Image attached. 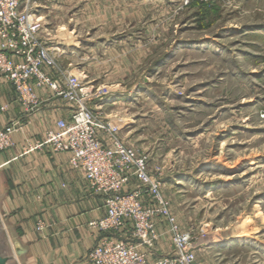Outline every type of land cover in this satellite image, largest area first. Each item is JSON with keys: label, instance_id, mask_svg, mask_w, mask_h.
I'll use <instances>...</instances> for the list:
<instances>
[{"label": "rangeland", "instance_id": "1", "mask_svg": "<svg viewBox=\"0 0 264 264\" xmlns=\"http://www.w3.org/2000/svg\"><path fill=\"white\" fill-rule=\"evenodd\" d=\"M33 10L38 38L59 48L50 71L76 74L87 106L119 99L105 113L136 121L127 143L161 190L177 178L162 194L191 218L184 229L172 212L198 261L264 264V0H41Z\"/></svg>", "mask_w": 264, "mask_h": 264}, {"label": "built area", "instance_id": "2", "mask_svg": "<svg viewBox=\"0 0 264 264\" xmlns=\"http://www.w3.org/2000/svg\"><path fill=\"white\" fill-rule=\"evenodd\" d=\"M38 1L41 0H0V73L27 107L36 102V88H47L75 108L69 120L57 122L58 130L48 131L44 140L28 149L48 145L54 152L68 153L72 167L82 172L90 187L105 198L107 215L93 225L120 232L131 224L134 238L104 236L82 264H201L191 232L181 229L162 194L161 181L149 173L147 156L121 137L122 125L106 116L102 108L87 106L89 92L76 74L62 76L50 71L56 69L54 57L59 50L50 49L38 38L43 26L33 10ZM20 127L19 122H14L0 128L1 151L15 145L13 135ZM134 180L138 187L129 190ZM146 194L151 204H146ZM160 217L169 224L175 251L152 261L149 253L160 237Z\"/></svg>", "mask_w": 264, "mask_h": 264}, {"label": "crops", "instance_id": "3", "mask_svg": "<svg viewBox=\"0 0 264 264\" xmlns=\"http://www.w3.org/2000/svg\"><path fill=\"white\" fill-rule=\"evenodd\" d=\"M35 94V104L23 105L13 85L0 73V128L14 122L21 126L13 135L15 145L0 150V227L7 234L15 255L17 248L24 251L16 255L17 264L85 263L89 251L102 237L132 239V227L127 224L120 232H114L93 225L107 215L105 198L90 187L82 172L72 167L70 155L54 152L48 145L28 149L44 140L48 131L58 130L57 122L69 120L75 108L47 88H36ZM109 101L97 100L91 107H101L105 112L122 104L116 99V104L109 106ZM130 118H124L120 135L131 143L124 133L135 128L136 121ZM176 180L175 177L165 179L162 190L166 191V185ZM136 187L134 180L128 189ZM144 200L149 201L150 196L146 194ZM172 212L184 229L192 225L191 218L189 222L186 218L181 220L178 209L172 208ZM38 221L43 222L42 228H38ZM157 230L160 237L149 253L152 261L169 255L172 248L165 218L157 219ZM199 258L201 264H222L221 260H204L202 255Z\"/></svg>", "mask_w": 264, "mask_h": 264}, {"label": "water", "instance_id": "4", "mask_svg": "<svg viewBox=\"0 0 264 264\" xmlns=\"http://www.w3.org/2000/svg\"><path fill=\"white\" fill-rule=\"evenodd\" d=\"M23 249L17 248L16 255L23 254ZM16 255L5 232L0 227V264H17Z\"/></svg>", "mask_w": 264, "mask_h": 264}, {"label": "bare ground", "instance_id": "5", "mask_svg": "<svg viewBox=\"0 0 264 264\" xmlns=\"http://www.w3.org/2000/svg\"><path fill=\"white\" fill-rule=\"evenodd\" d=\"M59 49V48H58ZM57 49V50H58ZM113 104H116V103H114V100H110L108 103H107V105H113ZM216 242V241H215Z\"/></svg>", "mask_w": 264, "mask_h": 264}]
</instances>
